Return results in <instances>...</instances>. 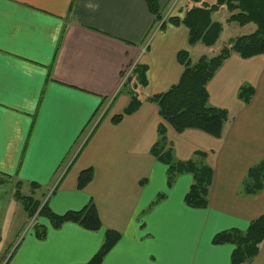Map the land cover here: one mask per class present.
I'll return each mask as SVG.
<instances>
[{
	"label": "crops",
	"instance_id": "crops-1",
	"mask_svg": "<svg viewBox=\"0 0 264 264\" xmlns=\"http://www.w3.org/2000/svg\"><path fill=\"white\" fill-rule=\"evenodd\" d=\"M157 3L163 17L180 19L187 7L200 5ZM222 8L223 25L233 23L225 6L211 19ZM187 40L182 23L160 28L146 0H0V187L18 182L38 191L57 215L92 200L102 224L54 227L39 216L1 264H85L105 229L120 237L99 264H231L233 245L214 244L213 237L244 231L264 215V183L255 194L242 189L248 169L264 160V54L231 53L207 83L209 104L227 111L220 137L197 129L177 133L148 98L179 81V51L190 59L194 51L198 58L216 55H208L214 45ZM131 65L145 69L143 86L133 70L121 83ZM242 85L253 89L248 103L238 97ZM133 94L141 101L137 110L112 123ZM160 124L176 160L205 153L213 171L205 208L184 203L190 174L167 186V166L150 151ZM87 168L93 177L78 189ZM241 264H264V239Z\"/></svg>",
	"mask_w": 264,
	"mask_h": 264
},
{
	"label": "trees",
	"instance_id": "trees-1",
	"mask_svg": "<svg viewBox=\"0 0 264 264\" xmlns=\"http://www.w3.org/2000/svg\"><path fill=\"white\" fill-rule=\"evenodd\" d=\"M200 3L198 6L187 7L182 19L170 16L164 19L157 0H146L150 13L155 21L160 22V28L165 22L171 24L182 23L188 29V44L202 43L211 46L216 43L222 30V25L211 19L212 13L225 6L230 12L227 21L236 22L240 26L253 23L256 28L253 32L235 37L229 45L223 46L220 51L211 57L201 56L191 63L187 51L177 53V61L183 66L179 81L162 93L152 95L148 100L157 106L158 114L163 121L168 123L175 132L182 133L186 129H197L211 136L220 137L223 125L227 120V111L209 104L207 83L231 53H236L241 58H250L264 54V0H214L204 3L200 0H189ZM138 73L139 85H144L143 74L145 69L137 65L132 69ZM253 94V89L248 85L239 88L238 97L248 103ZM141 101L136 94L130 96L127 107L121 114L111 118L112 123H118L124 115H129L137 110ZM151 154L167 166V186L180 174L188 173L192 176V183L184 195V203L192 208H205L207 194L211 185L213 171L204 162L205 153L195 151L193 157L186 161L176 160L171 147L168 146L166 130L160 124L157 129V140L151 147ZM93 170H82L77 177V188L83 189L92 179ZM264 183V160L250 167L242 183L245 194H255L260 191ZM14 197L23 205L28 215L46 217L52 226L59 227L64 222H74L87 230L101 229L97 209L92 200L80 210L67 211L57 215L49 210L46 202L40 204L39 200L20 193V184H15ZM159 197H162L160 195ZM44 230L38 234L43 235ZM120 235L118 232L105 229L103 241L91 258L85 264H99L107 252L115 245ZM264 239V215L250 221L244 231L225 230L217 233L212 242L214 244L229 243L233 245L230 256L231 264H241L253 259L259 250V245Z\"/></svg>",
	"mask_w": 264,
	"mask_h": 264
},
{
	"label": "rangeland",
	"instance_id": "rangeland-1",
	"mask_svg": "<svg viewBox=\"0 0 264 264\" xmlns=\"http://www.w3.org/2000/svg\"><path fill=\"white\" fill-rule=\"evenodd\" d=\"M228 13L230 15L229 11ZM224 15L225 9L222 8L218 16L214 18L216 19L214 21L219 22L222 28L225 23ZM170 16L171 14L169 15L167 13L164 19H168ZM224 28L225 31L222 33L221 30L222 35L220 33L219 39L214 46L209 49L208 55L217 54L223 46L229 45L235 37L253 32L256 26L253 23L240 26L236 22H233L229 25H225ZM197 55V52L194 51L191 63H194L198 59ZM14 190V184L12 187L10 184L0 187V264L4 259H7L21 237L27 232H31L38 224L39 216L36 214L33 216L28 215L26 210L22 207L23 205L14 197ZM20 193L23 196H31L33 200H39L40 204L45 201L38 194V191L33 193L32 190H29L27 187H21Z\"/></svg>",
	"mask_w": 264,
	"mask_h": 264
},
{
	"label": "built area",
	"instance_id": "built-area-1",
	"mask_svg": "<svg viewBox=\"0 0 264 264\" xmlns=\"http://www.w3.org/2000/svg\"><path fill=\"white\" fill-rule=\"evenodd\" d=\"M133 67H134V65H131L129 68H127L125 70V72L123 73V77H122L121 83H123L127 79V77L132 72ZM104 111H105V109H104ZM104 111H103V113H104ZM103 113H101L100 116L95 120V122H94L93 126L90 128L89 132H91L93 130L94 126L96 125V123L98 122V120L100 119V117L102 116Z\"/></svg>",
	"mask_w": 264,
	"mask_h": 264
}]
</instances>
